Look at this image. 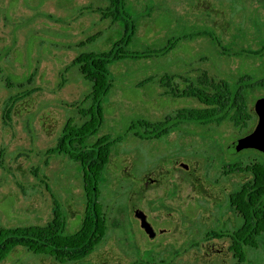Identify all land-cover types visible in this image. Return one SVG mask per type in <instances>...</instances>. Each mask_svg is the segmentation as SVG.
Segmentation results:
<instances>
[{
  "label": "rangeland",
  "instance_id": "374dc122",
  "mask_svg": "<svg viewBox=\"0 0 264 264\" xmlns=\"http://www.w3.org/2000/svg\"><path fill=\"white\" fill-rule=\"evenodd\" d=\"M107 6L100 0H0V137L6 130L2 124L5 103L23 95L13 114V138L9 145L4 144L5 151L0 155V227L46 225L53 215L54 195L59 201L55 204L67 218L66 234L81 228L86 199L81 166L63 156L48 157L47 150L55 145L62 130L54 140L48 134L52 130L50 121H54L55 133L65 119L78 118L77 106L71 104L81 105L92 91V84L73 66L74 59L86 53L109 51L125 35L123 24L103 19L99 9ZM124 9L123 17L137 27L128 52L161 50L171 44L175 48L163 57L126 59L111 67L113 88L105 99L104 123L88 141V145L93 144L105 135L115 140L113 159L100 186V203L110 234L121 231L120 236L131 243L127 250L135 258L158 259L167 253V258H177L175 251H182L186 236L167 233L148 243L131 213L138 208L137 198L156 232L172 226L165 212L185 211L187 202L191 213L216 211V204L232 193V188L238 189L241 183L236 181L247 178L238 173L225 176L222 168L253 162L264 165V154L255 150L228 153L231 143L256 128L254 105L264 98V87L255 88L249 98V109L255 117L246 131L229 122L212 127L182 125L148 142L136 137L143 131L131 127L144 120L161 123L180 109L199 107L193 98L170 95L163 85L166 78H173L180 90L189 83L197 84L203 74L217 83L227 82L232 89L264 80V54L249 53L264 47V0H126ZM40 117L48 132L39 125ZM5 133L4 137L9 138ZM182 157L191 173L197 167L206 188L207 181L219 180L218 201H203L180 168L161 175L163 183L155 187L143 183L138 194L141 179L154 180L156 171H160H154L156 168L168 170L172 161ZM233 178L235 185L230 181ZM225 211L236 217L239 228L243 221L237 213L228 208ZM188 236L202 240L205 237L199 233ZM145 243L150 246L146 251L142 249ZM258 244L257 250L247 249L252 264H264V235L258 238ZM197 251H183L180 259L190 258ZM23 256L21 250H16L7 264H28ZM202 256L201 252L199 257ZM29 258L35 264L36 257Z\"/></svg>",
  "mask_w": 264,
  "mask_h": 264
},
{
  "label": "trees",
  "instance_id": "16d2710c",
  "mask_svg": "<svg viewBox=\"0 0 264 264\" xmlns=\"http://www.w3.org/2000/svg\"><path fill=\"white\" fill-rule=\"evenodd\" d=\"M100 1L108 3L106 8L99 9L103 19L123 24L125 35L109 51L86 53L74 59L73 66L78 67L82 77L92 84V91L85 98V100L91 101V107L85 112L82 111L85 116L90 117V121L80 128L70 125L65 130L56 152L68 155L70 159L82 166L88 197L87 214L82 226L104 229L105 224L101 218L102 206L98 202L96 184L108 163L112 144L108 138H103L90 149L83 146L89 136L97 133L102 123V103L113 88L111 67L126 59L140 60L166 56L175 48V45L171 44L161 50L149 49L143 53L128 52L127 47L136 35L137 27L134 21L123 17L126 0ZM201 35L212 38L208 33ZM249 53L255 56L263 55L264 47L260 51ZM163 83L170 90L169 93L172 92L171 94L176 97L177 86L173 78H166ZM259 87H264V80L245 88L239 86L232 89L227 82L217 83L207 74H203L199 77L197 84L189 83L182 92L187 97L196 99L199 104L198 108L180 109L175 115L168 116L161 123L154 124L146 120L134 123L131 129L134 131L145 129V133L138 132L136 135H140L146 140L162 138L171 129H174L178 122L204 127L221 126L225 122H229L234 127L246 131L251 120L255 117L249 109V98L254 94L255 88ZM236 169L239 173H249L253 176L250 181L252 183H244L233 198V205L246 220V226L237 235L236 250L239 252L240 242L255 246L259 236L258 232L264 228V165L257 162L247 165L240 163L236 165ZM47 227L48 229L45 230H40L38 227L1 229L0 260L19 246H27L35 252H43L51 250L55 245L75 241V239L63 236L66 222L59 209L55 211L53 220ZM91 233L90 231H81L78 236H85V241L89 242L90 240L87 239Z\"/></svg>",
  "mask_w": 264,
  "mask_h": 264
},
{
  "label": "flooded vegetation",
  "instance_id": "af4514ba",
  "mask_svg": "<svg viewBox=\"0 0 264 264\" xmlns=\"http://www.w3.org/2000/svg\"><path fill=\"white\" fill-rule=\"evenodd\" d=\"M27 80L29 81L30 79L28 78ZM176 86H177V89H176V91H177L176 97L177 98L178 97L179 98H190V97H187L186 95L182 94L184 89L180 90L178 85H176ZM171 93H169V94L172 95ZM22 96H19V97L14 96V97L10 98L7 100V102L4 105V115L2 118V124H3V128L6 130H4V132H2L3 136L0 137V155H1V157L5 151L4 150V147H5L4 144L9 145V142L13 138L12 134H13V130L15 127L14 121H13V114H14L16 104L18 103L19 99L22 98ZM105 102L106 101L104 100L102 103V112H103L102 113V123L99 127V130L94 135H97L99 133V131H100V129L104 123V119H105L104 105H105ZM87 104H89V105H87ZM71 105L74 107L77 106L76 109H77V113H78V118H75V120L73 118H70L69 120L65 119L62 126L55 130V133H54V124H52V122H54V121H50V119L52 120L51 116L49 118L47 117L49 119V121L51 122V128H52V130L49 132L48 136H50L51 139L54 140L55 136L57 135L56 133L59 132L60 129L62 130V132H61V136L59 137V139L58 140L55 139V145H53V147H51L47 150L46 155L48 157H51V158L63 156V158H65L67 160L69 159L70 161L77 163V162L73 161L72 159H70V157L68 155L57 153L56 148L59 147L60 140H61L65 130L70 125L80 128L90 121V117L85 116L82 113V111L84 110L83 112H85L88 109H90L91 101L83 99L81 102V105H78V103H76L74 105L71 104ZM27 107H25V111H26ZM28 109H29V107H28ZM29 113L30 112H28V114ZM15 114H17L16 111H15ZM41 118L42 117H40V120L38 121L39 125L42 128H44L46 132H48L47 129L44 126H42V121H41L42 119ZM47 118H46V121H47ZM44 121H45V119H44ZM182 125L184 126V125H194V124H186V123L178 122V125H176L175 127H179ZM194 126L204 127V126H198V125H194ZM26 127H27V131H29L30 128H29L28 123H27ZM33 127L34 126L32 125V128ZM141 131H143L144 133L146 132L145 129H143ZM4 133L6 134L5 136H8L9 138H5ZM94 135H91L87 138L85 146H83L84 148H87V149L92 148L94 145H96L99 142L100 139H103V138H108L109 139L108 141L112 145L115 143V140L113 142L111 140L110 136L105 135V136L99 137L93 144L91 143L90 145H88L89 139ZM136 137L138 139H142L143 141H148V142L151 141V140H146V139L142 138L140 135H136ZM155 140H158V139H155ZM118 141H121V139H118L117 142ZM112 159H113V154H112V148H111V154H110L108 163L105 166V168L103 169V172H102V174H101V176L98 179L97 184H96V188H97L96 190L98 191L97 195H98V202L99 203H100V196H101L100 186H101V184H103V181H104L103 174H105L104 172L109 167L110 163L112 162ZM184 160H185V158L182 157L181 159H176V160L172 161V166L168 170H165L164 168H162V169L156 168L154 171H156L158 169H160V171H156L157 177L154 180H148V179L142 180L141 179L137 185V187H139L138 194L140 195V189L142 188L143 183L146 184V187H148V186L149 187H155L156 185L163 183V180L161 181V179H162L161 175L170 174V173L172 174V169L175 171V169L180 168L181 170H183L186 173L187 182H189L190 184L191 183L194 184L195 186H193V187L194 188L196 187L197 191H199L201 193L202 198H204L203 201L204 200L208 201V199L211 201L214 199H217L216 201H218V199H219L218 197L220 195H219L217 189H218V187L221 186V184H219L220 183L219 180H216L213 182L207 181L206 183H207V186H209V188H206L204 186V183L202 182L203 177L198 173L197 167H195L193 173H191L190 165L185 164L183 162ZM177 163L179 164V166H177ZM78 164L81 166L80 163H78ZM236 165L235 164L234 165H228V166L222 168L224 175L225 176H232V175H235L238 173V174L245 175L247 178L245 180L240 178L238 181H236V179H234V178L232 180H230L233 183L236 181L237 183L240 182L241 184L237 190H235V188H232V190H233L232 193H230L226 198L224 197L223 201H221V202L219 201L216 204V208H217L216 211H203V212L199 211L196 213H191V212L187 211V208H191L188 205L189 202H187L185 204L186 207H184V209H186L185 211L174 210L175 212L178 213L177 217H175L176 216L175 212H171V211H170V213L165 212V214H166L165 219L168 220V224H170L172 226L171 227L166 226L163 230H160V232H156L154 227L151 225V223L149 222L150 220L148 219V215L143 210H141L140 197L137 198L138 199L137 202H139V205L137 206L138 208L131 213L134 216V218L138 221V223L140 224L141 231L149 239L148 243L155 241L158 238V236H160L162 234H167V233L186 236L185 237L186 239L184 240V242L182 244V248L184 246V248H183L184 250L181 248L182 251H180V250L175 251L176 252L175 256L176 255L179 256L177 258H175L174 256L173 257L171 256L172 258H167L169 255L168 253L165 255V257H163V258L160 257L158 259L150 258L147 260H142V259H140L139 256H138V258H135L134 257L135 255L130 254V252L127 250V247L130 246L131 243L128 239H125L126 237L124 238L123 236L122 237L120 236L121 231L120 232L118 231V233L115 231V232L110 234L111 228L108 225V218L105 215L106 212H104V208H103L101 203H100L102 206V217L101 218L105 224L104 229H100L97 227L84 228L82 225H83V222H84L86 214H87L86 207H87V201H88L87 198L88 197H87L86 190H85L86 183H85L84 174L82 171V179L81 180H82L83 194H84L86 199H85V209L83 212L84 216H83V220H82V224H81L80 229H78L72 235L66 234L67 227H68L67 218L64 216L62 210H60V206L58 204H55L56 202H59V201H57V199L54 195L52 196L53 200H54L53 215H52V218L47 222V224L44 226H29V227L24 226V227H22V228L38 227L40 230L48 229L47 225L53 220V217L55 215V211L57 209H59L61 214H62V217L64 218V220L66 222V227L64 228L63 236L75 239V241H72L71 243L68 242V243H61L60 245H55L51 250H47V251H43V252H35L27 246H19V247L14 248L8 256L1 259L0 264H7V261L10 259V256L16 250H21L23 252L24 256L22 259L27 260L28 264H31L30 261L32 259V258L28 259V256L36 257L35 264H45V263L47 264L48 262H50L51 264H252V261H251V263L249 261V260H251V258H250V253L248 256L247 249L251 248V249L257 250L260 248V246L258 244V238H260V237L262 238V236L264 235V228H261L260 231L258 232L259 236L257 238V244L255 246L244 244L243 242H240L241 246H240L239 252L236 250V246L238 244L237 243V235L246 226V220H245L244 216L241 213H239V211L233 205V198L241 190L244 183L250 182L253 179L252 174L239 173L236 169ZM0 167L3 169L1 160H0ZM81 169H82V166H81ZM37 173L38 172H36L35 174H37ZM250 183H252V182H250ZM234 185H235V183H234ZM20 187H23V186H20ZM203 201L198 200L199 203H202ZM227 208L232 209L235 213H237V215L243 221L242 225L239 228L236 227V222H235L236 217L235 216L231 217V215H230L231 212L225 211ZM138 212H140L141 214L144 215L145 222L148 223V225L151 228V229L149 228L151 230L150 232H148V230L142 226L143 222H142V219L137 216ZM75 216H74V218H75ZM1 229H10V228L0 227V230ZM249 229H252V228L249 227ZM117 230H121V229L118 227ZM81 231L92 232L90 234V236H88V239H87V240H90L89 242L85 241V239H86L85 236H82V237L78 236V234ZM248 232H249V230L247 229V233ZM197 233H199V235L200 234L203 235V237L205 235L203 240L199 239V238L194 239V237L191 238L188 236L190 234L191 235L194 234V236H195V234H197ZM122 235H123V233H122ZM188 242H189V245L187 246L186 244H188ZM139 244H141V243L139 242ZM147 244L146 243L142 244V246H143L142 249H144L145 251H146V249H150V246H147ZM218 247H220V248H218ZM192 249H197L198 251L194 255H192V257H190V258L185 257L183 259H180V256L184 255L182 253L183 251H186V253H188L189 250H192ZM152 250L155 251L156 249H152ZM166 251H168V249ZM166 251H164L163 253H165ZM201 252L203 253V256L199 257V254H201ZM248 257H249V260H248Z\"/></svg>",
  "mask_w": 264,
  "mask_h": 264
},
{
  "label": "water",
  "instance_id": "95a60500",
  "mask_svg": "<svg viewBox=\"0 0 264 264\" xmlns=\"http://www.w3.org/2000/svg\"><path fill=\"white\" fill-rule=\"evenodd\" d=\"M254 112L258 117L256 128L252 133L237 139L230 144L228 148V153L230 155H236L245 150H256L264 154V98H260L256 101L254 105ZM137 216L142 219V226L150 232L151 228L148 223L145 222L144 215L138 212Z\"/></svg>",
  "mask_w": 264,
  "mask_h": 264
}]
</instances>
